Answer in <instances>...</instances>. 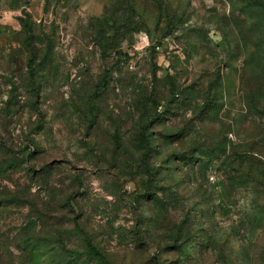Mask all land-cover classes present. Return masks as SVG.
I'll list each match as a JSON object with an SVG mask.
<instances>
[{"label":"rangeland","instance_id":"1","mask_svg":"<svg viewBox=\"0 0 264 264\" xmlns=\"http://www.w3.org/2000/svg\"><path fill=\"white\" fill-rule=\"evenodd\" d=\"M0 264H264V0H0Z\"/></svg>","mask_w":264,"mask_h":264},{"label":"trees","instance_id":"2","mask_svg":"<svg viewBox=\"0 0 264 264\" xmlns=\"http://www.w3.org/2000/svg\"><path fill=\"white\" fill-rule=\"evenodd\" d=\"M87 252L94 253L95 255L100 254L99 252H97V250L93 246H90V245H87Z\"/></svg>","mask_w":264,"mask_h":264}]
</instances>
